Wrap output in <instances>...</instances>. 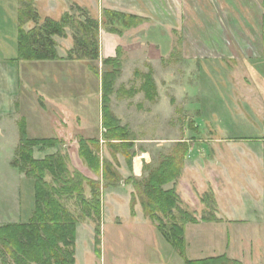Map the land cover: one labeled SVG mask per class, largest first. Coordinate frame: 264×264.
<instances>
[{
    "label": "rangeland",
    "instance_id": "obj_1",
    "mask_svg": "<svg viewBox=\"0 0 264 264\" xmlns=\"http://www.w3.org/2000/svg\"><path fill=\"white\" fill-rule=\"evenodd\" d=\"M4 19L11 23L7 24L9 36L16 37V18L10 20L4 16ZM258 21L250 20V26L245 30L243 44L249 43L251 48L243 53L244 59L239 58L234 64L226 63L227 67L214 68L219 75L218 82L214 76L206 79L208 76L205 78L202 74L198 78L199 94L203 97L198 109L204 112L203 116L175 108L169 124H153L152 116L145 114L141 115L144 124L132 125L136 127L129 129L133 146L126 150L132 156L131 167L127 166L121 151H109L104 140L106 129L96 125L97 78L100 80V74L108 67H101L97 62H19L24 89L21 88L18 96L20 110L18 103H14L13 113L25 119L28 139L55 138L60 141L53 149L34 148L33 159L42 160L58 154L70 176L79 173L83 178L99 183V224L80 217L79 203L74 196L60 199V204L78 220L75 264H183L164 241L156 223L143 215L139 190L132 184H125L129 178L145 179L164 156L172 154L177 142L183 141L188 142L192 150L184 159L181 176L163 189L174 188L178 208L198 221L185 227L187 259L200 260L225 254L241 264H264V212L261 209L264 192V40ZM29 28L31 24L25 26V30ZM67 44V41L60 42L61 50L67 48ZM89 66L98 71L97 77L89 71ZM181 69L182 66L171 69V80L182 73ZM126 73L129 74L128 70ZM183 74L193 77L196 73L187 68ZM226 75L231 77L229 84ZM171 104L174 101L171 100ZM113 110L110 108L112 116L118 117ZM195 117L198 119L197 130L192 128ZM14 126V130L5 131L6 138L0 143V225L27 223L34 208L33 181L11 166L18 144L17 123L14 122ZM180 126L184 129L179 130ZM90 136H97L99 142L96 152L99 170L103 161H107L120 175L121 182L114 188L104 187L101 171L94 173L79 155V138ZM52 180L49 174L45 175L46 182L51 184ZM83 190V198L89 200V187L84 185ZM132 193L135 197L133 206ZM203 196H211L214 203L210 200L205 206ZM176 216L179 219V215ZM211 216L220 221L201 222V218ZM163 221L168 223L167 219ZM97 227L99 258L94 253Z\"/></svg>",
    "mask_w": 264,
    "mask_h": 264
},
{
    "label": "trees",
    "instance_id": "obj_2",
    "mask_svg": "<svg viewBox=\"0 0 264 264\" xmlns=\"http://www.w3.org/2000/svg\"><path fill=\"white\" fill-rule=\"evenodd\" d=\"M17 14L16 53L17 61H68L90 63L99 58V28L103 24L109 33L120 35L123 29L134 27L142 22L141 19L104 10L103 20L99 22L91 17L85 8L73 6L61 15L58 20L42 19L33 0H19ZM264 11V0H262ZM32 24V28L25 30L24 26ZM264 26V18H263ZM68 33L72 40V48L66 52L64 58L57 53L54 38L66 39ZM264 40V35H263ZM119 51L113 59H106L102 65L108 67L100 74V126L106 129L104 140L110 152L121 153L126 157L128 167H131L132 156L127 154L133 146L128 127L120 126L119 121L110 111V97L114 93V83L120 74L121 63ZM90 67V66H89ZM89 71L96 77L98 71L90 67ZM141 78L139 92L144 99L154 102L157 98L152 73L135 72ZM173 103V100H172ZM26 123L23 117L17 122L18 144L11 166L27 179L33 181L34 208L27 223L0 225V260L2 264H75V241L77 219L60 204V199L75 197L80 207V217L92 219L99 224L101 217V194L99 183L83 178L79 173L70 176L65 162L58 154L46 156L42 160L33 159V149H53L60 141L52 139L27 138ZM194 129V128H193ZM195 130V129H194ZM98 139L79 138V155L94 173L101 171L104 187L114 188L121 178L110 162L103 161L100 169ZM172 154L164 156L155 169L150 171L143 180L129 178L126 185L132 184L139 190V201L143 215L156 223L164 241L183 260V264H241L229 259L226 255L208 257L200 260H188L186 257L185 227L195 225L198 221L187 212L178 208V196L175 189L163 188L175 182L182 173L184 159L190 151L188 142H177ZM264 162V156H263ZM52 177V183L45 181V175ZM84 185L88 186L91 198H83ZM135 204L134 194L132 193ZM204 197V198H203ZM202 203L212 200L211 196H203ZM264 212V192H263ZM214 203V202H213ZM214 205V204H212ZM208 207V206H207ZM177 213V214H176ZM131 214L133 215L132 211ZM179 215L177 219L176 215ZM163 219H167L165 223ZM214 216L201 218V222H219ZM95 249L97 258L100 257L99 229L95 228Z\"/></svg>",
    "mask_w": 264,
    "mask_h": 264
},
{
    "label": "crops",
    "instance_id": "obj_3",
    "mask_svg": "<svg viewBox=\"0 0 264 264\" xmlns=\"http://www.w3.org/2000/svg\"><path fill=\"white\" fill-rule=\"evenodd\" d=\"M18 1L0 0V143L6 138L5 131L14 130V122L17 123L21 118L12 111L14 103H18L20 110L18 96L21 95V88L24 89L19 76L21 61L16 60L17 35L9 36L7 24L11 23L5 22L4 19V16L10 20L16 18L17 22ZM33 2L42 19L58 20L71 7L78 6L87 9L91 17L99 22L103 20L104 10L142 20L134 27L123 29L120 35L107 32L102 24L99 29V58L94 61L102 67L104 60L113 59L117 51L120 52L122 68L114 85V93L110 97V108L119 115L116 118L121 126H127L131 130L136 129L132 125L144 124L145 120L141 115L145 114L152 116L153 124H169L171 116L175 115V108L182 109L183 113H199L198 115L203 116L204 112L198 109L199 101L203 98L199 94L201 91L198 78L204 74L202 76L205 78V75L208 76L206 79H212L211 76H214V80L218 82L219 75L214 68L227 67L226 63L234 64L239 58H245L243 53L249 52L251 48L249 43L243 44L245 30L250 26V20L260 21L262 40L264 35L262 0H33ZM29 24L31 23L25 26ZM54 40L58 56L64 58L72 46L70 34L68 33L66 39ZM66 41L68 47L61 50L60 42ZM175 66H182V73L175 80H171V69ZM187 68L196 74L193 77L183 74ZM127 70L129 74H125ZM136 71L142 74L151 71L157 94L154 102L146 101L143 93L139 92L141 78L134 75ZM225 78L229 84L231 77L226 75ZM97 81L98 112L95 120L99 127L100 80L97 78ZM171 100L174 101L173 105ZM193 123L192 128L197 130L196 117ZM184 124L182 121L181 126ZM181 126L179 130L184 129ZM83 138L92 139L97 136ZM140 158L146 162L144 156ZM261 209L263 210L262 204Z\"/></svg>",
    "mask_w": 264,
    "mask_h": 264
}]
</instances>
